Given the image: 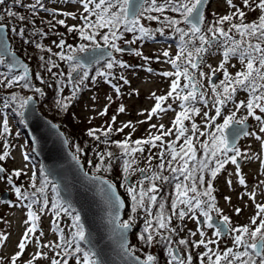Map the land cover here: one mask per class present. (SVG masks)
<instances>
[{
  "label": "snow or ice",
  "instance_id": "6c2138e0",
  "mask_svg": "<svg viewBox=\"0 0 264 264\" xmlns=\"http://www.w3.org/2000/svg\"><path fill=\"white\" fill-rule=\"evenodd\" d=\"M4 2L5 0H0V4ZM75 2L82 6L79 17L73 13L61 15L79 19L81 23L68 26L65 19L55 20V23L49 21L52 28L57 24L64 26L69 34L78 38L79 43L75 46L68 44L63 38L58 43L54 42L60 51L52 55L67 63V73L53 72L54 68L60 67L59 64L51 57L45 59L44 56H40L39 60L43 62L40 67L56 81L55 87L40 73L35 76L42 85L53 89V103L60 111L67 112L79 93L90 83H97L98 78L109 84L117 97L121 95L119 81L123 84L129 82L123 75L117 76L114 69L125 70L132 67L114 55L125 51L121 42L132 45L137 41L155 40L159 36L174 39L177 47L174 57L167 50L162 53L163 62L171 65L173 69L158 73L171 80L167 94L157 96L152 93L155 104L147 111L146 120L138 122L144 123L160 113L174 110L173 103L178 102L180 110L175 112L171 127L150 124L147 137L132 140V133L136 130L135 124L129 121L113 129L116 123L114 115L106 127L89 128L86 135L97 142L93 152L98 162L94 163L91 159L87 161L89 167L94 169L92 174L84 170L81 162V158L86 155L87 145L81 147L77 143L71 144L73 149L71 160L79 167L87 181L99 184V194L107 207L111 238L114 239L119 253L125 258H130L129 264H156L157 258L154 255L146 254L145 258L141 259L136 255L135 246L128 243L127 234L135 224L138 210L142 209L146 218L143 232L138 235V239L149 247L154 242H164L169 258L167 264H193L191 252H187L186 257L181 256L174 244L184 246L186 249L202 246L205 251L200 253L198 264H264V203L256 202L255 190L245 193L253 202L256 213L250 217L249 223L236 225L230 216L224 214L218 207L213 186V181L218 175L227 171L228 164L235 166V182L244 188H247V182L246 174L242 172V160H259L261 169H264V159L260 155H249L247 151H242L238 144L242 138L255 137L261 141L264 153V138L251 131L248 124L249 118H253L259 124V133L264 134V0H242L243 9L247 11L242 10L233 0H226L232 11L225 15L213 13L214 19L211 22H207V7L210 0H75ZM15 3L20 5L22 0H15ZM28 7L34 12L38 7L47 11L42 0H35V3ZM257 10L260 12L257 19L246 22L247 12ZM6 14L10 18L17 17L22 22L26 19L25 16H17V13L11 10ZM52 14L55 18L56 12L53 11ZM3 19L4 16H0V21ZM146 21H154L160 26L156 28L146 26L144 23ZM29 23L35 25V21ZM225 24L228 25L227 29L224 27ZM6 27L0 23V33H3ZM165 29H169L170 33H166ZM11 31L24 44L35 43L27 38L24 27L19 29L12 27ZM127 33L133 34V39H125ZM36 35L43 36L46 33L42 30L31 33L33 37ZM35 46L44 50L39 43ZM102 48L111 49V52L102 51ZM213 49L221 52L222 60L216 68L208 65L210 71L205 73L202 70L205 54ZM130 51L136 57H142L145 62L150 60L149 57L143 56L141 50ZM47 52L51 53L52 49L48 48ZM78 53L87 54L83 62ZM233 58H236L241 66L235 74H232L228 67ZM101 59L104 60L103 66L96 68L95 75L90 77L89 66L99 64ZM156 59L160 60V57ZM0 66L7 69L6 73L0 72V85L7 89L18 85L22 90L27 89L33 93L25 97L11 91L9 95L0 97V112L11 110L23 118L25 110L35 102V97H44L46 93L42 87L32 83L29 66L17 59L16 53L8 47L2 35ZM231 67L234 68L235 65ZM20 69L22 71H17ZM145 70L150 73L153 71L151 67ZM217 73L222 74L219 83L213 80ZM205 79L211 96L208 95V89L203 83ZM114 80L117 83H114ZM66 88L70 89L67 96L64 95ZM240 91L247 94V99L236 102L234 97ZM107 100L109 104L105 105L98 115H107L112 97H107ZM169 100L173 103H167L165 106ZM229 104L233 105V110L225 115L224 110ZM209 105L214 109V115H209V110H203L209 109ZM242 110L246 114L238 116ZM125 111L123 104L117 108V114ZM143 114L142 112L141 115ZM197 116L204 118V130L195 122ZM217 118H222V123L217 122ZM186 121H191L190 127ZM20 123L25 124L26 121L21 119ZM52 127L57 128L58 125L53 124ZM126 128L131 129V132L125 139L110 140L113 131L123 133ZM152 129L156 131L153 132ZM10 135L12 133L7 118L0 117V180L6 179L14 193L16 204L13 206L26 210L23 221L25 231L17 244L18 250L11 256L8 264H17L33 243L37 250L24 264H36L41 259L48 260L49 264H69L70 258L75 259V264H103L86 233L81 215L70 203L62 202L60 186L50 179L52 173L48 169L39 168V183L37 171H32L28 177L29 183L25 186L23 183H16L22 176L27 175L24 168L14 169L9 173L3 166V162L11 157L10 149L14 147L9 143ZM16 135L19 136V133ZM169 137L174 139H168ZM201 137L204 139L201 140ZM63 143L68 145L70 141L65 138ZM100 144L105 145L102 151L97 150ZM111 144L119 149V155L108 150ZM21 149L23 160L29 161L31 157L23 151V145ZM153 149L157 151L153 152ZM140 158L146 161L145 167L137 166ZM153 160H157L158 163L153 165ZM117 161L120 162L122 172V176L118 177L121 180L120 187L124 188L131 201V214L126 220L121 219L120 211L126 205L117 191V185L104 176L97 175L113 172ZM137 172L140 178L133 184L130 178ZM165 172L168 174L165 175ZM232 175L233 173H229V177ZM226 183L232 188L234 181L229 178ZM165 184L172 188L171 215L167 216L164 214V200L158 202V195ZM259 185H264V180H260ZM49 190L53 194L51 197ZM224 200L230 203L231 198L225 196ZM154 206L158 208L155 213L152 210ZM46 210L54 213L53 231L57 233L56 242L42 243L44 233L39 229L38 222ZM241 211L239 207L234 209L236 215H240ZM62 215L71 219L68 232H65L58 223ZM173 216L179 221L186 217L196 220L198 227L190 235H198L199 239L181 238L174 241L173 234L178 230L171 226ZM199 217L203 219L200 220ZM206 230H212L213 238L208 237ZM223 238L230 239L231 246L220 249L219 245ZM7 239L8 235L0 232V247L5 246ZM42 249H48L54 252V255L50 257L48 252ZM0 264H4V258H0Z\"/></svg>",
  "mask_w": 264,
  "mask_h": 264
},
{
  "label": "rangeland",
  "instance_id": "374dc122",
  "mask_svg": "<svg viewBox=\"0 0 264 264\" xmlns=\"http://www.w3.org/2000/svg\"><path fill=\"white\" fill-rule=\"evenodd\" d=\"M8 2V3H7ZM6 3L0 5V16H4V19L8 18L7 11L11 10L17 13V16H31V18H41L44 21H52L55 23V20L58 19H65V22L68 26L75 25L81 23L79 19H72L70 16H63L61 13H73L77 17L80 16L82 13V6L79 3H66L65 0H57L56 5H46L47 11L43 10L42 8H37L35 12L28 7L30 4H34L35 0H22V4L18 5L15 3V0H8ZM233 2L243 9L242 0H233ZM53 11L56 12L55 18L53 17ZM229 11H232L226 4V0H215L211 3L210 7L208 8V13L211 14V18L209 22H211L214 17L213 13L217 15H225ZM220 13V14H219ZM260 15L259 10L247 12V21L251 22ZM30 18V19H31ZM37 18V19H38ZM3 19V20H4ZM32 20V19H31ZM35 21V20H33ZM37 21H35L36 23ZM146 26L156 28L159 27L156 22H144ZM225 29L228 28V25H224ZM38 29L32 31H38ZM46 35L44 38L38 41L40 38L36 36L29 35L27 38L30 40L35 41V43L24 44L23 41L10 32L8 29L9 39L14 48L16 40L17 48H21V52L26 55V59L29 63L32 60L31 56L36 54L38 48H36L35 44L39 43L43 46H49L52 51L58 52L60 49L56 47L54 42H59L61 38L65 39L68 44H73L74 46L79 43L78 38L75 37L73 34H69L67 32L66 27L61 25H56L52 32H48L44 29ZM166 33H170L169 29H165ZM62 34V35H61ZM12 35L14 39L12 38ZM159 38V36H157ZM155 40H147V41H137L136 44H132L135 49L141 50L143 56L149 57L150 60L145 62L142 57H136L133 52L130 53H119L115 54L119 59L130 64L132 67L125 70L114 69V72L117 76L123 75L127 80L128 84H123L122 81H119L121 86V95L117 97L116 93L112 89V87L105 83L102 78H98L97 83H90L88 87H86L76 99L72 102L71 111H68V115L62 119V121L67 125V129L69 133H66L68 136V140L70 139V147L72 143H77L81 147H85V153L81 159H85L86 162L93 158H96L95 153L93 152V148L97 146V142L92 140L86 135V132L89 128H101L106 127L107 122H111L112 117L116 116V123L113 125V129L121 127L125 122H133L135 124L136 130L132 133L131 138H145L148 135L149 126L150 124H155L159 126L163 124L165 128L171 127V122L175 118V112L179 111V104L173 103L171 100L165 103H173V109L164 113H160L158 116H154L150 121L144 123H138L139 121H145L147 117V111H150L151 108L155 104V100L152 98V93H155L157 96L166 95L169 86H170V78H165L160 76L158 73L161 71H173L171 65L164 63V57L162 56L163 51H169L171 56H175L177 53V47L174 44L160 42L158 39ZM164 37H160L162 39ZM125 39H133V34L125 35ZM171 40V39H169ZM46 45H45V43ZM126 45L125 43L121 42V46ZM160 57V60H157L156 57ZM222 60V54L220 51L213 49L210 53L205 54V63L202 65V70L205 73H208L210 69L208 65H211L213 68H216L220 61ZM54 61L59 64V68H55L59 70V72L67 73L68 65L64 61H60L58 57L54 56ZM30 64V63H29ZM143 65V67H141ZM231 65H235V67H231ZM31 66V64H30ZM32 67V66H31ZM101 66H95L89 69L90 76L95 75V69L100 68ZM147 67H151L153 71L150 73L145 69ZM229 71L232 74H235L236 71L240 69L239 61L234 58L229 63ZM0 72L6 73L5 67L0 66ZM221 74V73H220ZM115 81V80H114ZM117 83V81H115ZM205 86H208L207 80L203 81ZM3 86L0 85V90H5L2 88ZM112 97V102L108 108V112L106 116L98 115V112L101 111L105 105L109 104L107 97ZM93 97H95V101H93ZM240 100H246L245 97L241 96L237 102ZM123 104L125 106L126 111L124 113L117 114V108ZM200 106V105H198ZM39 107V106H38ZM209 115H214V109H211V105H209ZM233 110V105H230L228 108L224 110V114H228L229 111ZM41 112L42 109H40ZM144 113L141 115V113ZM246 114L242 110L241 113L237 115ZM259 114V113H258ZM0 117H4L3 112H0ZM91 122H89V119ZM253 131L256 132L258 135H261L264 138V134L259 133V124L254 119ZM195 122L200 126L201 130H204V118L202 116L195 117ZM217 122L222 123V118H217ZM189 127L191 121L185 122ZM9 127L11 128V133L8 137L9 143L12 144L14 147L10 149L11 157L3 162V166L8 170L10 173L14 169H21L24 168L27 173L32 174V171H35V164L30 161H25L22 158V149L21 146H24L23 151L29 153L31 150V145L28 143L25 132L22 131L18 126L16 121L11 119L9 121ZM153 132L156 129H152ZM19 133V136L16 133ZM131 132V129L126 128L123 133H117L113 131L111 137H115L117 139H124L128 133ZM110 137V138H111ZM203 138V137H201ZM103 139V137H102ZM168 139H174V137H169ZM182 142V141H181ZM105 145L100 144L97 148L98 151H101ZM110 147V146H109ZM239 147L242 151H247L249 155H260L262 159H264V153H262L261 149V141L255 139V137H247L244 138ZM73 150V149H72ZM139 156V154H137ZM140 158L138 160L137 166L138 167H145V162ZM88 165V163H87ZM242 172L246 174V182L247 188L240 186L236 183L235 173V166L228 164L226 165V172L221 173L218 175L217 179L213 183L215 188L214 195L217 197V205L220 209H222L224 214L230 216L232 222L236 225H244L249 223L250 217H252L256 213V208L253 202L249 199V196L245 193H250L251 191H256V202L257 203H264V185H259L260 180H264V169H261L260 161L253 159L251 161L242 160ZM89 167V165H88ZM90 172L92 167L87 168ZM91 168V169H90ZM121 168L116 169L114 167V171L118 172ZM229 173H233L231 177H229ZM139 173H135L133 175L134 179L139 178ZM7 176V173H5ZM231 178L234 181L232 188H229L226 181ZM124 189V188H122ZM9 190L12 193V196L15 198L14 193L11 191L10 186L7 184L6 179L0 180V195ZM52 195H50L51 197ZM228 196L231 198L230 203L224 200V197ZM16 204V198L13 202L4 203L0 202V232L8 235V239L5 242L4 247H0V258H4V264H8L9 259L11 256L18 250L17 244L25 231V226L23 221L25 219L26 210L22 207L13 206ZM239 207L242 211L240 215H236L234 209ZM54 213L52 211H47L41 216V220L38 222L39 229L43 231L44 236L42 237V243L47 242H56L57 241V233L53 231V221H54ZM59 220L64 223L62 225L60 221L59 224L65 226L67 231H69L68 226L71 224V219L67 216H61ZM197 222L194 219H188L187 227L190 229V233L194 232V229H197ZM207 235L209 238L212 237V230H206ZM38 234V233H37ZM138 239V234L134 235ZM194 239L198 240L199 236H194ZM228 242V244H226ZM225 246H231L230 239H222L219 247L220 249L225 248ZM35 244L29 245L26 249L24 256L21 260L17 261V264H24L25 261L29 260L36 252ZM42 251L48 252V255L51 257L54 255V252L49 251L48 249H42ZM59 259V257H57ZM36 264H49V261L46 259H41L36 262ZM69 264H75V259L70 258Z\"/></svg>",
  "mask_w": 264,
  "mask_h": 264
},
{
  "label": "water",
  "instance_id": "95a60500",
  "mask_svg": "<svg viewBox=\"0 0 264 264\" xmlns=\"http://www.w3.org/2000/svg\"><path fill=\"white\" fill-rule=\"evenodd\" d=\"M0 35L5 38L8 47L12 49L7 27ZM124 49L130 50L131 47L127 46ZM102 51L111 52L110 49L103 48ZM16 55L17 59L22 63H26L17 53ZM78 55L83 62V58L87 54L80 53ZM92 66H89V68ZM29 76L32 78L31 72H29ZM217 78L218 75L213 78L214 82ZM24 120L26 121L29 142L33 146L34 154L40 161V166L52 173L50 179L59 184L61 199L70 203L81 215L86 233L93 242L94 250L99 253V259L103 261V264H129L130 258H125L119 253L114 239L111 238V225L108 224L107 207L98 191L99 184L98 182L87 181L79 167L71 160L72 152L69 146L63 143L66 138L64 133L58 127L53 128L54 123L38 111L37 100L25 110ZM248 124L250 125V123ZM33 140H35V143H33ZM1 199L8 200V193L3 194ZM124 209L120 211L121 219L123 218ZM132 229L127 234L129 244ZM86 246L88 247V245Z\"/></svg>",
  "mask_w": 264,
  "mask_h": 264
},
{
  "label": "trees",
  "instance_id": "16d2710c",
  "mask_svg": "<svg viewBox=\"0 0 264 264\" xmlns=\"http://www.w3.org/2000/svg\"><path fill=\"white\" fill-rule=\"evenodd\" d=\"M53 1H54V0H42V3L46 6V5H49L50 3H52ZM7 3H8V2H7ZM7 3H4V4H7ZM45 8H47V7H45ZM17 15H18V14H17ZM30 18H31V16H26L25 21L22 22V21H20L17 17H11V18L8 17V18H6V19H4V20H2V21H0V22H3V23H5V24H7L8 27H9V29H10V32H12V31H11V28H12V27H16L17 29H19L20 27H24V28L26 29V36H27V37H28L29 35H31V33L33 32L32 29H33V30H36V29L39 28V30H42L44 33H45L44 29H46L48 32H52V31L54 30V28L51 27V24H50L49 22L44 21V20H42L41 18H38V17H36V18H34V19L31 18L32 20H31ZM37 18H38V19H37ZM210 18H211V14L208 13V14H207V22H209ZM33 20L37 21V22L35 23L34 26H33V24L29 23V21H33ZM51 22H52V21H51ZM52 23H53V22H52ZM39 30H38V31H39ZM127 34H128V33H127ZM37 36L40 38L38 41H40L41 39L44 38V35H43V36H41V35H37ZM12 38L14 39L13 35H12ZM162 39H166V40H168V41H172V43H175L174 39H172V38H165V37H164V38H162ZM169 39H171V40H169ZM166 40H165V41H166ZM14 41H15L14 48H15L19 53H21L24 57H26V55H24L23 52H21V48H17V46H16V40H15V39H14ZM44 43H45V42H44ZM45 45H46V43H45ZM48 48H50V47H49V46H43V49H44V50L37 49L36 54L33 55V56H31L32 60H30L29 62H30V64H31V66H32V70H33V80H32V83H33L35 86L42 87V88L44 89L46 95H45L44 97H38V98L40 99V103H41V105H42V107H43V110H44V112L47 114L48 117H50L51 119H53L56 123H58V124L62 127V126H64V124H65V123L62 121V119L65 117V115H68V111H71V110H72V109H71V106H70V108L68 109L67 112H63V111H60L59 109H57V107H56V106L54 105V103H53V89H51V88H47L45 85H42L38 80L35 79L36 74H37V73H40L41 75L44 76V78L47 80L48 83L53 84V86L55 87L56 81H54V80L51 78L50 74L46 73V72L44 71V69H42V68L40 67V64L43 63L42 61L39 60V57H40V56H44L45 59L51 57V59L54 61V55H52V53H55V51H52L51 53H49V52H47V49H48ZM53 72H57V73H59V70H56V69L54 68V69H53ZM63 72H64V69H63ZM2 88L5 89V90H1L5 95H9V94L11 93V91H15L18 95H22V96H25V97H26V96H29L30 94H31V95L33 94L31 91H29V90H27V89L22 90L18 85H14L12 89H7V88H4V87H2ZM68 92H69V91H68V88H66V89H65V92H64V95L66 96V94H68ZM208 95L210 96L211 93L208 92ZM234 99H235V101H236V100H237V96H235ZM229 105H230V104H229ZM14 115L16 116V120H17V122L20 123V121H21V117H20L17 113H14ZM20 124H21V123H20ZM21 125H22V124H21ZM111 141H112V140H111ZM108 150L112 151V152L115 153L116 155H117V153H118V151H119V149H118L114 144H111L110 147H108ZM29 155H30V157L33 158V160H35L34 156H33L31 153H30ZM93 161H94V163L98 162L96 158H93ZM83 162H84L85 166H86L87 168H89L85 159H83ZM117 165H118V161L115 162V166H116V168H117ZM115 166H114V167H115ZM90 169H91V168H90ZM36 170H37V183H39V177H40L39 168L37 167ZM91 171L93 172L94 169H91ZM98 175L106 176V177L110 178L111 180H113L115 183H117V184H119V185H120V183H121V180L118 179V177H121V176H122V172H121V171H119V173H118V172H115L114 169H113V172H111V173H98ZM28 177H29L28 175H26V176H22L19 180L16 181V183H17V184L23 183V184H25V186H27L28 183H29ZM146 186H147V185H146ZM166 191H167V184H165V185L162 187L161 192H160V194L158 195V202H159L160 200H163V198L165 197V193H166ZM124 194H125V196H126V198H127V203H128L129 211H130V214H131V207H130V205H131V201H130V199L128 198L127 193H126L125 191H124ZM50 195H53V194H52V193L50 192V190H49V196H50ZM152 210H153V213H155V212L158 210V208L154 206ZM169 210H171V206L165 204L164 212L169 211ZM144 214H145V213H144V211H143L142 209H141V210H138V212H137V214H136V217H138L137 222L139 221V219H140L141 217L144 216ZM59 221H60V220H59ZM60 223H61L62 225H64V223H62L61 221H60ZM61 224H59L60 227H62ZM65 232H66V230H65ZM157 240H159V237H157ZM163 243H164V242H155V244L157 245V251L155 252L154 256H155V255L158 256V257L161 256V253H162L161 245H164ZM82 246H84V245H82ZM84 247H85V246H84ZM148 247H149V246H148ZM152 247H153V245L151 246V248H152ZM151 251H152V250H151ZM152 254H153V252H152Z\"/></svg>",
  "mask_w": 264,
  "mask_h": 264
},
{
  "label": "flooded vegetation",
  "instance_id": "af4514ba",
  "mask_svg": "<svg viewBox=\"0 0 264 264\" xmlns=\"http://www.w3.org/2000/svg\"><path fill=\"white\" fill-rule=\"evenodd\" d=\"M214 182L215 181H213V183ZM164 214L166 216L167 215H171V210L164 212ZM213 215H215V214H213ZM188 219H190V218L186 217L183 221H179L175 216H173L172 217V225L171 226H174V225H183V226H185L186 230L182 234V235H184L185 232H189L190 231L189 227H187ZM199 219L202 220L203 217H199ZM196 226L198 227V225H196ZM194 230L196 231V229H194ZM197 249L198 250H197L196 255H197V257H199L200 253L204 252L205 249L202 246L200 248H197Z\"/></svg>",
  "mask_w": 264,
  "mask_h": 264
},
{
  "label": "bare ground",
  "instance_id": "6f19581e",
  "mask_svg": "<svg viewBox=\"0 0 264 264\" xmlns=\"http://www.w3.org/2000/svg\"><path fill=\"white\" fill-rule=\"evenodd\" d=\"M220 14V13H219ZM91 77V76H90ZM35 100H36V98H35Z\"/></svg>",
  "mask_w": 264,
  "mask_h": 264
}]
</instances>
